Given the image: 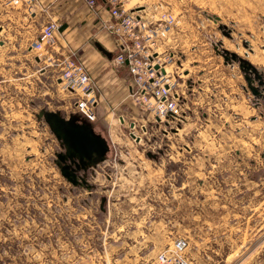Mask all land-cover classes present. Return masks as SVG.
<instances>
[{
	"label": "rangeland",
	"instance_id": "374dc122",
	"mask_svg": "<svg viewBox=\"0 0 264 264\" xmlns=\"http://www.w3.org/2000/svg\"><path fill=\"white\" fill-rule=\"evenodd\" d=\"M126 1L177 19L161 50L178 120L131 94L94 122L72 112L58 68L30 48L36 16L0 0V264H154L178 238L193 264H264V0ZM46 113L101 137L104 159L61 160Z\"/></svg>",
	"mask_w": 264,
	"mask_h": 264
},
{
	"label": "built area",
	"instance_id": "2783aa9c",
	"mask_svg": "<svg viewBox=\"0 0 264 264\" xmlns=\"http://www.w3.org/2000/svg\"><path fill=\"white\" fill-rule=\"evenodd\" d=\"M82 1L91 9L102 5L109 12L110 20L102 23V29L118 42V52L111 63L128 68L132 76L130 94L137 104L155 119H180L183 111L178 103L179 93L167 70L174 57L163 55L161 50V42L177 26L175 15L164 14L158 21L151 22L139 15V9L128 8L126 0ZM11 4L24 7L34 16L45 10L39 0H11ZM60 28L58 21L50 20L42 28L40 36L32 41L30 48L36 53L48 55L46 62L58 68V85L75 98L72 112L94 122L99 104L97 86L85 66L76 60L75 54L61 50L57 37ZM189 248L187 239L178 238L173 241L172 247L158 255L154 264H193L187 257Z\"/></svg>",
	"mask_w": 264,
	"mask_h": 264
},
{
	"label": "crops",
	"instance_id": "0c3cea01",
	"mask_svg": "<svg viewBox=\"0 0 264 264\" xmlns=\"http://www.w3.org/2000/svg\"><path fill=\"white\" fill-rule=\"evenodd\" d=\"M44 7L36 19L40 29L50 20L59 21L61 28L57 37L67 53L75 54L96 84L98 107L108 109L129 106L130 77L109 67V59L98 48L101 46L112 54L117 40L102 29V23L110 20L109 12L101 7L91 9L82 0H39ZM113 55V54H112ZM126 70V68H125ZM127 72V71H126Z\"/></svg>",
	"mask_w": 264,
	"mask_h": 264
},
{
	"label": "water",
	"instance_id": "95a60500",
	"mask_svg": "<svg viewBox=\"0 0 264 264\" xmlns=\"http://www.w3.org/2000/svg\"><path fill=\"white\" fill-rule=\"evenodd\" d=\"M98 48L109 59H112V54L101 46ZM45 118L53 134L65 146L66 151L63 155H59V158L63 161H69L71 165H76L78 169H86L95 157L104 159L109 151V145L106 141L94 134L92 130L74 121H68L55 113H46ZM71 165L62 168V171L68 180L74 182L75 174L67 172Z\"/></svg>",
	"mask_w": 264,
	"mask_h": 264
}]
</instances>
